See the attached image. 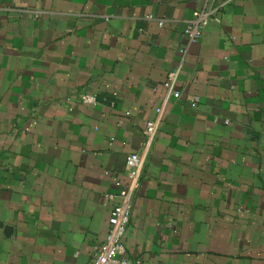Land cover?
I'll use <instances>...</instances> for the list:
<instances>
[{
	"label": "crops",
	"instance_id": "0c3cea01",
	"mask_svg": "<svg viewBox=\"0 0 264 264\" xmlns=\"http://www.w3.org/2000/svg\"><path fill=\"white\" fill-rule=\"evenodd\" d=\"M204 2L0 0V264H91L158 107L125 254L264 264V0Z\"/></svg>",
	"mask_w": 264,
	"mask_h": 264
},
{
	"label": "built area",
	"instance_id": "2783aa9c",
	"mask_svg": "<svg viewBox=\"0 0 264 264\" xmlns=\"http://www.w3.org/2000/svg\"><path fill=\"white\" fill-rule=\"evenodd\" d=\"M218 12L216 0H205L204 5L195 9L192 17L187 21L184 30L185 34L191 39H200L205 29L212 22L220 21ZM163 24L162 20L159 21L160 26ZM175 76L176 72H171L164 86L173 92L175 98H178L180 97V91L173 88ZM81 101L87 105H96L98 99L96 94L84 92L81 94ZM163 111L162 107H158V118L147 122L144 129L146 139L143 150L141 152H132L127 156L126 181L118 183L120 189L117 193H107L105 195L107 201H112L108 221L109 229L104 241L97 248L91 264H143L141 260L131 259L125 254L123 236L131 218L133 199L142 185V175L147 156L158 133Z\"/></svg>",
	"mask_w": 264,
	"mask_h": 264
}]
</instances>
